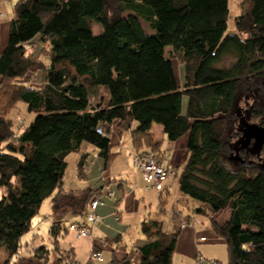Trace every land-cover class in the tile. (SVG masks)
<instances>
[{
  "label": "trees",
  "instance_id": "obj_1",
  "mask_svg": "<svg viewBox=\"0 0 264 264\" xmlns=\"http://www.w3.org/2000/svg\"><path fill=\"white\" fill-rule=\"evenodd\" d=\"M246 1L232 33L229 0H115L114 6L109 0L16 1L9 42L0 53V252L7 253L0 264L20 252L21 238L46 199L87 214L103 188H61L67 158L88 142L107 162V126L116 120L131 134L133 154L153 151L162 164L166 154L154 123L171 142L189 134V157L179 177L182 203L196 200L194 212L210 216L211 228L228 246L227 264H264V166L249 162L244 147L235 144L243 132L234 134L244 96L253 93L252 115L264 116V0ZM36 38L43 46L40 57L32 51ZM176 57L184 64V83ZM226 58L230 65L220 66ZM38 72L40 87L26 82ZM99 87L106 89V106L92 102ZM22 104L36 114L23 128L17 123L22 119L10 116ZM234 151L242 159L232 168L226 162ZM89 156H80L79 178L87 177ZM158 193L162 214L170 192ZM226 209L229 220L213 218L211 212ZM173 212L170 232L159 217L141 223L147 240L139 247L140 264H172L182 224L192 220L175 206ZM51 232L56 237L61 225ZM36 251L46 255L47 247ZM74 252L61 250V257ZM209 261L199 258L196 264H222ZM118 263L134 264L130 258Z\"/></svg>",
  "mask_w": 264,
  "mask_h": 264
},
{
  "label": "rangeland",
  "instance_id": "obj_2",
  "mask_svg": "<svg viewBox=\"0 0 264 264\" xmlns=\"http://www.w3.org/2000/svg\"><path fill=\"white\" fill-rule=\"evenodd\" d=\"M16 1L17 0L8 1L9 10L7 11V18L10 16ZM109 2L112 3L113 6L115 5V0H109ZM246 6V0H229L230 13L228 17L227 33H232L235 31V18ZM142 23L145 30L151 32L149 24L144 20L142 21ZM42 49L43 46L42 44H40L39 38H36L32 43L33 53L36 56L40 57ZM169 52L170 47L167 48V54ZM173 62L179 81L181 83H184V64L178 57H176ZM231 62L232 59L226 58L220 64V66L230 65ZM30 76L31 77L29 79V84L37 87H40L42 85V72H38L37 77H34V75ZM253 100L254 94L251 93L248 94V96H244L240 101L238 108L239 117L235 123L234 134H237L239 132H243V134L239 135L238 139L234 137L236 139L234 140L235 144H237L238 149L244 147V150H246L247 153L246 158L249 160V162L258 163L259 165L264 166V147L256 146V141L254 138H252L251 140H246L244 134L246 128L252 124L264 125V116L256 118L252 115V105L254 102ZM92 102L94 104L108 103V96L104 87H99L97 89V93L93 96ZM183 103L187 105V97H184ZM1 104L2 103H0V108L2 106ZM4 104L5 103H3V106ZM10 116L14 117L18 121H20L19 119H22L21 123H17L20 124L19 127L23 128L33 121L36 114L29 112L27 110L26 105L22 104V108L18 109L17 112L13 111ZM133 126V128H136L138 126V122H135ZM152 130L157 135V138L159 140H163L164 138V147H170V149L168 148L169 151H167L166 157L163 159V165L166 167L170 166L175 171V174L171 175V179L169 181L170 193L167 197L165 210L162 214H159V193L158 191L147 188V183L145 182L142 176L140 186L142 187L145 196L144 198H141L143 202L142 206L139 211L129 212V214L128 212H126V210L123 209V218L127 214L131 215V218H133L129 223L128 232L123 233L121 235L122 240L118 243L120 244V246L129 247V249L132 250L131 254H134V248L131 242L132 238L140 237L143 234L141 231V223L143 221L153 220L155 217H159L164 221L163 226L165 231H172L174 229L173 208L175 206L177 209H180L183 212V218H187L188 216L192 217L190 225L193 223L197 224V226L201 229V232L199 233L200 238L204 237L206 240L200 242L203 244L199 249L200 252L197 253L195 258H182L179 252L174 253V262H172V264H196L197 259L201 257L203 259H206L208 263L210 262L209 260H218L222 264H227L229 260V250L227 244L225 242H210V234L206 232V230L210 228V216L194 212V208L199 206L200 204L196 200L190 199L188 201L189 203L185 205L184 203H182V199L186 195L180 189L179 177L189 157V150L187 147L189 134H185L178 140L171 142L166 138L161 124L154 123ZM88 145L91 146V144H89L88 142H83L80 156L85 151L84 149H86ZM78 153L79 152H74L68 156V166L65 171V179L63 180V182L60 183V185L64 183V186L68 190H79V188H81L80 183H83L78 176L76 165L73 162L75 155H77ZM126 156L129 157L131 163L130 165L133 167V169L135 171H139L138 168H136L133 164V155L131 150L127 151ZM241 159L242 156L239 155L236 151H234L232 157H230V159H228L226 163L230 167L235 168V162ZM104 174V180L107 186L112 179L120 178L118 175H116V177H114V175L113 177H111L108 172H104ZM129 174L130 173H127V177L129 176V179L131 180L132 177L131 174ZM1 195L2 192L0 190V198ZM50 202V200L44 202L38 214L33 217L31 229L27 233H25L21 238V250L17 255L11 258L10 264H114L109 261L107 253L105 254V259L103 262L90 261L88 259V255L92 249V246L90 245L91 238H94L95 240H99L100 238L107 240L108 243L114 245L115 248L117 245V241L115 239L116 235L114 232H110L109 234L105 235H100L98 237L95 235V233H93L92 237L78 238L75 233L70 230V225L72 222H78V220H86V214L79 215L73 212L69 213V208L63 206L62 201H56L53 205H51ZM211 213L213 218H215L221 223L229 220L231 217L230 209ZM56 224L61 225V233L57 234L55 237V235H53V233L51 232V228L53 227V225ZM57 241L58 245L56 244ZM43 245L47 247L46 255L44 254L45 251L44 253L36 255V249ZM71 248L76 249V254L75 252L73 254H67L68 257L65 256L67 260L65 259V257L62 258L61 250L64 251L69 250ZM5 258H7V253L5 251H1L0 260H4Z\"/></svg>",
  "mask_w": 264,
  "mask_h": 264
},
{
  "label": "crops",
  "instance_id": "obj_3",
  "mask_svg": "<svg viewBox=\"0 0 264 264\" xmlns=\"http://www.w3.org/2000/svg\"><path fill=\"white\" fill-rule=\"evenodd\" d=\"M8 1L9 0H0V53L8 45L9 35L11 30V20L14 16V7H13L10 16L7 18V13H8L7 11L9 10ZM1 13L4 14L3 17H1ZM33 75L34 77L35 76L37 77L38 74H33ZM30 77L27 78L28 80H26V82L29 83ZM1 81L2 78L0 76V82ZM96 104L99 105L101 103H96ZM107 104L108 103H102V105L104 106H106ZM186 109H187V105L183 103L184 113L186 112ZM107 127L111 138L110 156L108 161L106 162L104 161V159L99 157L97 148H95L93 145L91 146L88 145L86 149H84L85 150L84 152H88L90 154L87 161V167L85 169V172L87 173V177L80 178L83 182L80 183L81 188H79V190L74 191V190L66 189L64 183L60 186L67 192L68 191L80 192L81 190L86 188H92L94 190L103 188L102 196L105 195L104 204L99 206V208L97 209V214L102 218V220L98 224L91 226V233L92 235L93 233H95V235L98 237L100 235H105V234H109L110 232H114L116 235L115 239L117 241V245L114 248V245L108 243V241L106 240L107 242L106 245L102 246L100 241L102 238H100L99 240H95L94 238H91L90 241V245L92 246L91 250H93L94 248L100 250L103 253L104 259H105V254L107 253V256L109 257V261L114 264H119L118 262H120L125 258H130L133 263L140 264L141 253L139 251V247L146 242L147 240L146 236L142 234L140 237L132 238L131 242L134 248L133 250L134 254H131L132 250H130L129 247L120 246L118 242L122 240L121 235L123 233L128 232L129 230V223L133 218V217L131 218V215H128L129 212L139 211L142 206L143 202L141 198H144L145 196H144V191L140 186V182H141V177L143 175L140 171H135L133 169V167L130 165L131 163L129 157L126 156L128 150H131L133 154V145H132L133 139L131 134L129 132H124L121 130V128L119 127L118 120L114 121L111 125ZM155 137L161 143L160 149L162 151H165V154H167V151H169L168 148L170 149V147H164V142H165L164 138L163 140H159L156 134ZM80 152L77 155H75L73 160V162L76 165V168L80 160ZM104 172H108V174L111 175V177H113V175L114 177L118 175L120 178L118 179L116 178L114 182L112 183L110 182L107 186L104 180L105 179ZM127 173L131 174L132 177L131 180L129 179V176L127 177ZM64 179L65 176L61 182H63ZM170 179L171 177L165 184L166 189L167 188L169 189ZM109 190L115 192V197H106V193ZM48 200L51 201L50 202L51 205L54 204L52 198L46 199L44 202ZM118 200L120 201H119V205L117 206L116 203ZM117 209L120 210V217H117L116 215ZM123 209L126 210V212H128V214L125 215L124 218H123ZM68 212L71 213L72 211L69 210ZM84 221L85 220L80 222H84ZM190 222L186 227H184L181 230L176 245L175 253L179 252L182 258L187 257L189 259H193L196 257L197 253L200 252L199 249L203 243H200L201 240L199 239L200 238L199 233L201 232V229L195 223L190 225ZM209 227L210 228H208L206 232L210 234L209 235L211 237L210 242H224L215 234V232L210 226V223H209ZM74 251L76 254L75 248ZM88 259L90 261H93L90 259V253L88 255Z\"/></svg>",
  "mask_w": 264,
  "mask_h": 264
},
{
  "label": "built area",
  "instance_id": "obj_4",
  "mask_svg": "<svg viewBox=\"0 0 264 264\" xmlns=\"http://www.w3.org/2000/svg\"><path fill=\"white\" fill-rule=\"evenodd\" d=\"M3 16L4 14L1 13V17ZM132 158L134 166L142 173L144 180L147 183V188L155 191H162L171 175L175 174L173 168L164 166L160 162L157 153L153 151L135 153ZM104 196L105 195L96 197L90 202L89 209L86 214V220L84 222H73L70 225V230L74 232L78 238L92 237L91 226L98 224L102 220V218L97 214V209L99 206L104 204ZM106 197H115V192L112 190L107 191ZM116 215L119 217L117 212ZM188 224L189 223L187 221H184L182 227L184 228ZM200 240L204 241L206 239L201 237ZM100 241L102 246H105L107 243L104 239H101ZM90 259L101 262L104 260V256L100 250L94 248L90 252Z\"/></svg>",
  "mask_w": 264,
  "mask_h": 264
},
{
  "label": "water",
  "instance_id": "obj_5",
  "mask_svg": "<svg viewBox=\"0 0 264 264\" xmlns=\"http://www.w3.org/2000/svg\"><path fill=\"white\" fill-rule=\"evenodd\" d=\"M244 134L246 140H251L254 138L256 141V146H264V125L252 124L246 128Z\"/></svg>",
  "mask_w": 264,
  "mask_h": 264
}]
</instances>
